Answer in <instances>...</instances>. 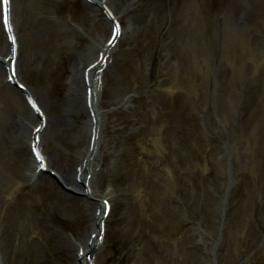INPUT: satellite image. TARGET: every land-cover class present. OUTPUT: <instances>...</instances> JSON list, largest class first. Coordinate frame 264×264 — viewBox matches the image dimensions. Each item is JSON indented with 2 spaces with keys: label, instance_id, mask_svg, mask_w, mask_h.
I'll return each instance as SVG.
<instances>
[{
  "label": "rangeland",
  "instance_id": "1",
  "mask_svg": "<svg viewBox=\"0 0 264 264\" xmlns=\"http://www.w3.org/2000/svg\"><path fill=\"white\" fill-rule=\"evenodd\" d=\"M184 1L9 0L18 85L57 171L31 180L40 119L0 64V264H78L90 213L60 176L95 133L109 213L91 264H264V0ZM114 23L96 132L88 89L78 108L68 95L71 64L90 69ZM7 42L0 20L2 58Z\"/></svg>",
  "mask_w": 264,
  "mask_h": 264
},
{
  "label": "bare ground",
  "instance_id": "2",
  "mask_svg": "<svg viewBox=\"0 0 264 264\" xmlns=\"http://www.w3.org/2000/svg\"><path fill=\"white\" fill-rule=\"evenodd\" d=\"M87 1H91L97 5H100L99 3L96 2V0H87ZM165 1H169V0H165ZM176 2L178 3H182L180 6H184L186 1L184 0H176ZM188 15V14H187ZM189 16V15H188ZM11 43H7L5 49L7 50L6 53L4 54L3 58L0 57V64L2 66V68H10L13 69L14 68V72L15 75L13 78V83L14 84H18V78H17V68H16V64L18 62V60L20 59L18 57V54L20 49L17 47V43L16 40H14ZM110 49V45L106 44L105 46H103L100 49V52L98 53V56L96 58V61L94 62V65H92V67L88 70L85 71L84 69H80V67H84V61L81 62V64L76 65L75 62L72 60V66H73V71H72V78L70 79V83L69 85V91H68V95H71L70 98L74 99L73 101H75V108H78L80 106H82L83 104V108L85 107V109L87 110V113H89L90 115L93 114V118L94 119V123H95V127L93 129V131L97 130L96 132H98V128H100V124L98 123V117H99V113H97V106L95 107V97L96 94V84L93 80V78L95 76H97L99 74V71L101 72V69L103 68L104 64H103V60L106 59V56L108 55L107 53L109 52ZM12 63V64H11ZM6 69H4V75H5V79L7 77V73H6ZM8 85H10L9 81L7 82ZM85 86V88L90 89V94H91V98L89 99L90 102V106L86 103L88 101V97L85 94L84 99L82 97V100H84V102L82 104L79 103V92L81 91V89ZM29 96V95H28ZM30 97V96H29ZM33 102V98L30 97ZM72 106L74 105L72 102L70 103ZM97 104V103H96ZM35 105V104H34ZM78 105V106H77ZM100 103H98V107H99ZM30 117L34 118V114L31 110V114ZM41 121V118H39ZM98 123V124H97ZM94 126V124L91 122V128ZM36 127H34L32 130L34 132ZM90 128V129H91ZM37 133V132H36ZM36 133H33V136L35 138ZM95 133V132H94ZM33 138V137H32ZM100 142L98 139V134L95 133L94 135V142H93V146H92V150L90 151V153L83 157L82 159H80L78 161L79 163V168L77 169V171L75 170L74 172L71 173L70 171H62V175L61 179L63 181H67L71 182L68 183L67 188L70 189V191L75 192V193H79L85 202V208H86V213H90L89 214V228H91V233L88 239H83L80 241V247L77 248V255H75L76 260L78 261V264H91V257L92 255H94L98 250H97V237L100 235V223H101V219L102 217H100L101 213H103L105 204L108 203L107 196L109 195V193H105L103 194L102 191L98 193L95 191V188L93 187L94 185V180L96 179V176L98 174L101 173V167L102 165H99V163H97V165L93 162L95 160V156L96 153H98L99 151L97 150V147H99ZM98 151V152H97ZM42 157V164L41 162H37L36 159L33 157L31 165L33 169H30L31 171V180L34 181V183H39V182H43V183H47L48 181V177H46V175H44L43 173H45V171H48V169L54 168L56 171L57 169L56 164H54V162L50 161L49 158L47 157V159H45ZM132 164V168H136V165L138 163L137 160H132L130 162ZM42 165V166H41ZM88 174L90 175L89 177ZM122 174V173H119ZM109 178V175H108ZM118 182L120 184H123L124 181L121 180L119 177L117 178ZM109 183H113V181H111L110 179H108ZM73 183V184H72ZM100 193L102 195H100ZM99 197H103L101 202H91L90 199L98 196ZM24 199L29 200V193H24L22 194ZM109 199V198H108ZM23 206H21L22 209ZM20 209V210H21ZM42 232H44V230L42 229ZM37 236L40 237V235L37 233ZM70 255V254H69ZM68 255V257H69ZM71 258V256L69 257Z\"/></svg>",
  "mask_w": 264,
  "mask_h": 264
},
{
  "label": "snow or ice",
  "instance_id": "3",
  "mask_svg": "<svg viewBox=\"0 0 264 264\" xmlns=\"http://www.w3.org/2000/svg\"><path fill=\"white\" fill-rule=\"evenodd\" d=\"M0 4H2L3 12H4V25L6 28H8L9 31H11V28L9 27V0H0ZM116 32L119 34V26L116 27ZM42 160V157H39ZM42 166V165H41Z\"/></svg>",
  "mask_w": 264,
  "mask_h": 264
}]
</instances>
